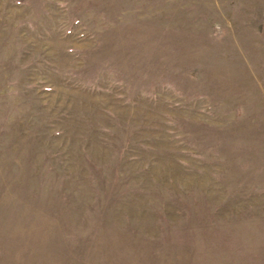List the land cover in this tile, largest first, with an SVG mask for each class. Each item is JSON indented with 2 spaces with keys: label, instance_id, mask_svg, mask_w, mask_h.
Returning a JSON list of instances; mask_svg holds the SVG:
<instances>
[{
  "label": "rangeland",
  "instance_id": "obj_1",
  "mask_svg": "<svg viewBox=\"0 0 264 264\" xmlns=\"http://www.w3.org/2000/svg\"><path fill=\"white\" fill-rule=\"evenodd\" d=\"M0 264H264V0H0Z\"/></svg>",
  "mask_w": 264,
  "mask_h": 264
}]
</instances>
